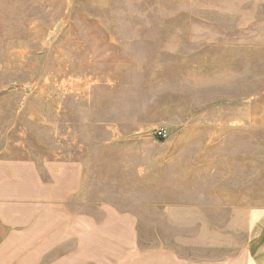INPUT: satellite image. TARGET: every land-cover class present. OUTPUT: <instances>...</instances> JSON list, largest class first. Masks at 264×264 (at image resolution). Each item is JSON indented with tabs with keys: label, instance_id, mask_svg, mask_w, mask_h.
<instances>
[{
	"label": "rangeland",
	"instance_id": "1",
	"mask_svg": "<svg viewBox=\"0 0 264 264\" xmlns=\"http://www.w3.org/2000/svg\"><path fill=\"white\" fill-rule=\"evenodd\" d=\"M72 153L100 259L248 264L264 0H0V158Z\"/></svg>",
	"mask_w": 264,
	"mask_h": 264
},
{
	"label": "crops",
	"instance_id": "2",
	"mask_svg": "<svg viewBox=\"0 0 264 264\" xmlns=\"http://www.w3.org/2000/svg\"><path fill=\"white\" fill-rule=\"evenodd\" d=\"M88 162L74 153L0 158V264L129 263L98 255V231L80 206L81 195H92ZM246 251L248 264H264V211L251 223Z\"/></svg>",
	"mask_w": 264,
	"mask_h": 264
},
{
	"label": "built area",
	"instance_id": "3",
	"mask_svg": "<svg viewBox=\"0 0 264 264\" xmlns=\"http://www.w3.org/2000/svg\"><path fill=\"white\" fill-rule=\"evenodd\" d=\"M156 135L159 138H164L166 136V131L164 129H159V130L156 131Z\"/></svg>",
	"mask_w": 264,
	"mask_h": 264
}]
</instances>
